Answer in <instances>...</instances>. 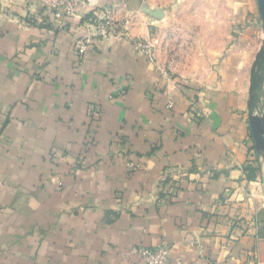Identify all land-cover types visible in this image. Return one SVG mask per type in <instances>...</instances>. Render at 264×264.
<instances>
[{
    "label": "crops",
    "instance_id": "crops-1",
    "mask_svg": "<svg viewBox=\"0 0 264 264\" xmlns=\"http://www.w3.org/2000/svg\"><path fill=\"white\" fill-rule=\"evenodd\" d=\"M51 1L0 0V264H144L159 247L171 264H264L258 0H224L218 74L189 80L133 47L176 0H82L59 19ZM106 9L115 34L78 60ZM260 92L264 114V74Z\"/></svg>",
    "mask_w": 264,
    "mask_h": 264
},
{
    "label": "rangeland",
    "instance_id": "rangeland-1",
    "mask_svg": "<svg viewBox=\"0 0 264 264\" xmlns=\"http://www.w3.org/2000/svg\"><path fill=\"white\" fill-rule=\"evenodd\" d=\"M227 11L224 0H176L168 8L167 20L149 41L157 49V60L169 62L170 73L188 80L218 74L214 48L229 41ZM262 28L264 35L263 20ZM263 45L264 38L259 41V50Z\"/></svg>",
    "mask_w": 264,
    "mask_h": 264
},
{
    "label": "built area",
    "instance_id": "built-area-1",
    "mask_svg": "<svg viewBox=\"0 0 264 264\" xmlns=\"http://www.w3.org/2000/svg\"><path fill=\"white\" fill-rule=\"evenodd\" d=\"M82 0H53L49 3V14L56 19L76 14L83 3ZM94 35H83L75 40L74 54L78 60L93 51L99 44L113 36L116 32L112 13L109 9L103 11L101 17L93 23ZM133 47L145 55L151 62H157V49L151 42L133 41ZM97 107L92 113L97 114ZM131 168V166H129ZM144 264H171L169 260V251L166 247L155 249L142 248L139 250Z\"/></svg>",
    "mask_w": 264,
    "mask_h": 264
},
{
    "label": "water",
    "instance_id": "water-1",
    "mask_svg": "<svg viewBox=\"0 0 264 264\" xmlns=\"http://www.w3.org/2000/svg\"><path fill=\"white\" fill-rule=\"evenodd\" d=\"M259 12L264 23V0H258ZM264 74V45L256 56L251 71L249 88L248 122L257 154L264 159V114L263 101H260V88Z\"/></svg>",
    "mask_w": 264,
    "mask_h": 264
},
{
    "label": "trees",
    "instance_id": "trees-1",
    "mask_svg": "<svg viewBox=\"0 0 264 264\" xmlns=\"http://www.w3.org/2000/svg\"><path fill=\"white\" fill-rule=\"evenodd\" d=\"M248 170H249V171H251V170H252V168H250V167H249V169H248ZM257 170H258V169H257Z\"/></svg>",
    "mask_w": 264,
    "mask_h": 264
}]
</instances>
